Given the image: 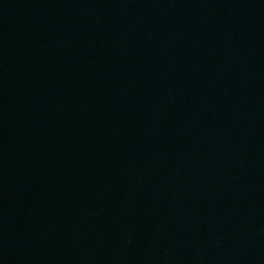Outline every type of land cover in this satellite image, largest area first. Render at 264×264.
Here are the masks:
<instances>
[{
	"label": "water",
	"instance_id": "95a60500",
	"mask_svg": "<svg viewBox=\"0 0 264 264\" xmlns=\"http://www.w3.org/2000/svg\"><path fill=\"white\" fill-rule=\"evenodd\" d=\"M0 264H264V0H0Z\"/></svg>",
	"mask_w": 264,
	"mask_h": 264
}]
</instances>
